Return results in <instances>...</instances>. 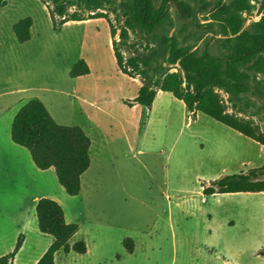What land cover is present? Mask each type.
<instances>
[{
    "label": "rangeland",
    "instance_id": "1",
    "mask_svg": "<svg viewBox=\"0 0 264 264\" xmlns=\"http://www.w3.org/2000/svg\"><path fill=\"white\" fill-rule=\"evenodd\" d=\"M7 1L0 11V80L40 88L45 92L37 95L58 123L89 128L98 151L93 149L73 212L83 223L102 217L113 236L128 234L142 246L134 259L120 262L117 254H106L102 264H264V192L204 194L224 176L264 166V146L203 113L193 118L171 93L161 91L152 108L126 104L146 81L120 71L112 37L114 30L125 57L151 64L157 79L185 69L212 70L232 86L219 88L227 104L243 107V116L264 131V46L256 26L261 1L239 7L234 0H152L153 21L143 25L138 0H98L93 7L60 0L68 15L108 18L59 30L48 10L51 0ZM27 17L37 23L35 38L22 45L13 27ZM81 59L90 62L91 74L73 78L69 69ZM26 152L28 179L58 193L56 173L40 171ZM0 177L6 183L0 185V221L8 247L20 237L16 200L22 186L14 168L1 161ZM75 259L69 260L88 264Z\"/></svg>",
    "mask_w": 264,
    "mask_h": 264
},
{
    "label": "trees",
    "instance_id": "2",
    "mask_svg": "<svg viewBox=\"0 0 264 264\" xmlns=\"http://www.w3.org/2000/svg\"><path fill=\"white\" fill-rule=\"evenodd\" d=\"M54 8L49 12L55 26L59 30L68 22H82L108 18L106 14L95 13L90 18L79 14L68 15L60 0H51ZM87 6L93 7L98 0H81ZM246 0H234L233 6H243ZM261 20L256 24L260 47L264 46V0H260ZM8 4L7 0H0V11ZM138 20L143 25L152 23V0H138ZM57 17L62 21L58 23ZM34 19L27 17L20 20L13 27L16 39L25 44L32 39ZM113 48L120 71L132 78L143 76L146 83L140 88L137 98L126 104L134 107L136 104L152 108L159 93H171L175 98L183 101L193 118L203 113L214 120L230 127L242 135L264 146V131L259 124L243 116L244 108L233 102L232 108L227 104L219 88L231 89V84L210 69L197 72L185 69V72H171L157 79L150 74L151 64L141 63L138 57L127 59L123 53L121 42L115 39L116 32L112 30ZM128 38V34H124ZM262 70V69H261ZM264 73V70L261 71ZM91 74V67L85 59H81L71 70V77L80 78ZM12 140L17 145L26 148L40 170L55 168L60 185L71 197L82 193L83 175L92 166V140L80 126H67L57 122L46 104L40 99H32L16 115L12 125ZM264 166L251 169L248 172L224 176L210 187L204 188V194L232 193H263ZM38 225L41 233L54 238V241L38 264H57L56 256L60 252L69 254L75 252L85 255L88 244L80 240L74 245L70 241L80 231V225L68 223L63 206L51 198H42L36 208ZM25 236L21 235L15 249L8 255L0 257V264H14L17 254L23 247ZM126 250L135 252V241L127 238L124 242ZM259 255L264 257V248Z\"/></svg>",
    "mask_w": 264,
    "mask_h": 264
},
{
    "label": "crops",
    "instance_id": "3",
    "mask_svg": "<svg viewBox=\"0 0 264 264\" xmlns=\"http://www.w3.org/2000/svg\"><path fill=\"white\" fill-rule=\"evenodd\" d=\"M49 10V9H48ZM52 19V18H51ZM97 20V19H95ZM91 21V20H89ZM87 22V21H82ZM80 22V23H82ZM76 22H68L63 28L74 24ZM36 21L34 19V25L32 28V39L22 45H29L34 41L35 38V28ZM90 64V62H88ZM75 64L71 65L69 72ZM45 92L38 88L32 87H22L15 88L8 85L7 81L0 80V161L4 166H12L16 171V174L19 178V185H21L22 193L19 198L16 200L17 213L16 220L18 223V233L17 236L24 235V243L20 252L17 254L15 258L14 264H38L41 258L48 251L50 246L52 245L54 238L49 235H44L41 233L38 225V218L36 213V208L38 202L42 198H51L58 201L64 208L66 213V219L68 223H76L80 225V231L78 234L73 237L70 241L71 245H74L76 242L80 240H85L88 244V252L85 255H80V257H75L74 253L71 252L66 254L64 252H60L56 256V262L58 264V259L63 258L64 264H72L73 260L69 259L76 258L75 261L79 259L86 260L88 264H102V258L106 254H114L118 256V260L120 262L128 261L136 258L141 252L142 249L139 246V241L134 238L135 241V252L133 254L129 253L124 245V242L127 238H130L128 234L120 233L116 236H113L112 233H109V225L108 221L99 218H91L86 219V222H81L77 219V216L73 212V201L77 199L84 193V188L82 193L77 197H71L67 194L66 190L62 187L60 188L58 193H53L49 189L43 188L42 185H39L37 182H32L28 179V176L24 173V162L28 159V154L26 152V148L17 145L12 140V125L14 119L21 108L26 105L32 99H40L44 102L40 95L37 93ZM36 94V96H32L30 98H26L27 94ZM157 100V99H156ZM155 104V103H154ZM47 106V104H46ZM49 109V108H48ZM78 111L90 121V114L85 113L84 109L80 106ZM51 112V111H50ZM91 123V121H90ZM87 134H89L88 127H82ZM91 128V126H90ZM91 138V137H90ZM92 147H91V155L93 149L98 151L96 145L94 143L93 138ZM100 150V146H99ZM35 165V163H33ZM37 167V166H35ZM41 171V170H40ZM43 171V170H42ZM45 171H52V173H56L55 168H50ZM85 175V174H84ZM83 175V178H84ZM83 178H82V186H83ZM5 185V179L0 177V185ZM30 226L35 227V235L34 236L30 232ZM34 236V237H33ZM6 223L0 221V257L10 254L15 249V244L17 241H14L11 246H6ZM17 240V237L16 239ZM116 244V249L113 250L110 248L111 245ZM64 255V256H63Z\"/></svg>",
    "mask_w": 264,
    "mask_h": 264
}]
</instances>
